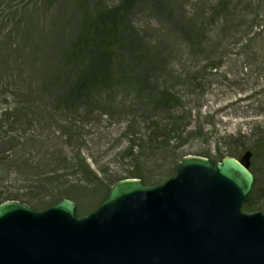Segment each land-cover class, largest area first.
<instances>
[{
    "label": "rangeland",
    "instance_id": "rangeland-1",
    "mask_svg": "<svg viewBox=\"0 0 264 264\" xmlns=\"http://www.w3.org/2000/svg\"><path fill=\"white\" fill-rule=\"evenodd\" d=\"M248 152L264 213V0H0V202L84 216Z\"/></svg>",
    "mask_w": 264,
    "mask_h": 264
},
{
    "label": "water",
    "instance_id": "water-1",
    "mask_svg": "<svg viewBox=\"0 0 264 264\" xmlns=\"http://www.w3.org/2000/svg\"><path fill=\"white\" fill-rule=\"evenodd\" d=\"M247 165L188 155L162 184L117 181L83 217L67 198L42 210L6 200L0 264H264V213L242 210Z\"/></svg>",
    "mask_w": 264,
    "mask_h": 264
},
{
    "label": "trees",
    "instance_id": "trees-1",
    "mask_svg": "<svg viewBox=\"0 0 264 264\" xmlns=\"http://www.w3.org/2000/svg\"><path fill=\"white\" fill-rule=\"evenodd\" d=\"M246 205H248V203H247ZM249 209H250V208H249Z\"/></svg>",
    "mask_w": 264,
    "mask_h": 264
}]
</instances>
